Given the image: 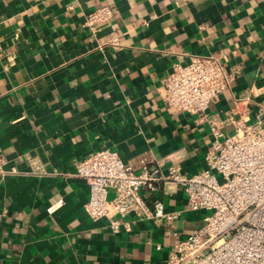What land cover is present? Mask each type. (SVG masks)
<instances>
[{"label":"crops","instance_id":"crops-1","mask_svg":"<svg viewBox=\"0 0 264 264\" xmlns=\"http://www.w3.org/2000/svg\"><path fill=\"white\" fill-rule=\"evenodd\" d=\"M104 3L110 18L90 31L85 13ZM208 52L226 84L203 115L167 109L171 65ZM241 111L264 123V0H0V264H164L203 209L166 178L141 190L173 218L129 212L112 230L85 211L74 161L108 146L134 172L175 162L191 173L204 163L209 118L227 133L234 123L223 119Z\"/></svg>","mask_w":264,"mask_h":264},{"label":"built area","instance_id":"built-area-1","mask_svg":"<svg viewBox=\"0 0 264 264\" xmlns=\"http://www.w3.org/2000/svg\"><path fill=\"white\" fill-rule=\"evenodd\" d=\"M111 15L108 4L89 9L82 23L92 31ZM117 45L116 36L108 39ZM229 74L218 55L191 53L184 62H174L164 75L161 96L167 109L203 115L210 99L226 84ZM246 98L235 99L234 107ZM233 129L224 132L219 121L209 118L211 139L203 154V165L185 173L175 162L143 167L134 172L117 151L108 146L90 150L74 161V173L88 183L83 203L92 218L106 216L117 230L120 217L173 218L159 196L149 198L162 179L177 182L190 209H203L200 220L184 235L176 234L164 264H264V123L248 121L245 111L233 118ZM146 186L147 194L141 190ZM108 188L112 194L107 196Z\"/></svg>","mask_w":264,"mask_h":264}]
</instances>
